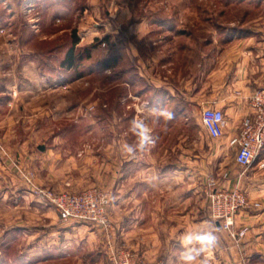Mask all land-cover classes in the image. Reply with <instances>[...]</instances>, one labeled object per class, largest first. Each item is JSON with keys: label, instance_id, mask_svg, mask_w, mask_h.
Returning a JSON list of instances; mask_svg holds the SVG:
<instances>
[{"label": "rangeland", "instance_id": "374dc122", "mask_svg": "<svg viewBox=\"0 0 264 264\" xmlns=\"http://www.w3.org/2000/svg\"><path fill=\"white\" fill-rule=\"evenodd\" d=\"M261 36L264 0H0V264L139 261L118 238L115 205L129 200H119L114 182L91 174L51 189L27 175L23 187L34 197L17 198V180H6L2 167L17 165L24 143L38 153L36 145L56 142L63 159L79 164L101 142L140 145L134 122H142L153 144L149 183L202 202L209 213L208 193L223 176L200 113L231 104L226 79H211L210 67L232 40ZM72 48L76 61L65 69ZM34 188L91 191L106 226L63 221Z\"/></svg>", "mask_w": 264, "mask_h": 264}, {"label": "crops", "instance_id": "0c3cea01", "mask_svg": "<svg viewBox=\"0 0 264 264\" xmlns=\"http://www.w3.org/2000/svg\"><path fill=\"white\" fill-rule=\"evenodd\" d=\"M213 60L210 78L226 79L231 104L227 109H220L230 119L224 123L223 135L219 139H210L204 130L203 133L213 144L209 150L212 152V165L220 167L216 175L223 176L221 186H240L248 195L249 204L236 217L235 227L246 229L245 236L239 241L232 240L222 225L212 221L202 202L190 203L185 194L177 192L171 195L168 187L154 189L149 183L154 176L148 173L151 170L149 160L153 159L152 143L141 147L122 141L101 142L97 144L96 156L86 152L81 159L84 163L79 164L72 157L63 159L62 147L56 142L45 147L36 145L38 153L24 143L18 148L17 165L7 161L8 166L2 167L7 171L4 178L17 180L16 194L22 201L33 196L23 187L27 175L32 176L40 188L51 189L57 182L85 180L91 174L98 182H114V194L119 200H129L128 207L120 206L121 202L119 206L115 205L118 209L119 241L143 264H186L180 259L186 252L196 257L188 264H264V167H261L264 149L248 169L235 162L236 151H229V142L239 136L242 119L251 112L250 97L264 83V36L259 39L236 38ZM132 83L138 84L137 81ZM125 145L133 151H127ZM201 161L194 160L195 163ZM141 162L145 167L139 172ZM86 169L90 171L86 172ZM168 177L169 174L159 175L161 182ZM127 182L129 186L122 188L121 183ZM9 192L6 190L3 194L5 198ZM254 203H259L260 207L254 208ZM209 233L216 238L211 246L198 239Z\"/></svg>", "mask_w": 264, "mask_h": 264}, {"label": "built area", "instance_id": "2783aa9c", "mask_svg": "<svg viewBox=\"0 0 264 264\" xmlns=\"http://www.w3.org/2000/svg\"><path fill=\"white\" fill-rule=\"evenodd\" d=\"M250 114L243 118L240 133L229 142V149H236L235 162L245 169L250 168L260 158L264 149V83L250 97ZM216 117H219L217 120ZM203 129L210 139L223 135L225 113L217 108H204L200 113ZM264 166V163L261 165ZM35 194L49 201L63 221L74 223L91 222L106 226L103 209L91 191L81 193L54 192L33 189ZM210 218L222 225L230 238L239 241L246 229L235 227V218L248 205L247 194L239 187H214L208 193ZM258 207V204L254 205ZM125 264H143L137 259H125ZM131 262V263H130Z\"/></svg>", "mask_w": 264, "mask_h": 264}, {"label": "clouds", "instance_id": "9594fccd", "mask_svg": "<svg viewBox=\"0 0 264 264\" xmlns=\"http://www.w3.org/2000/svg\"><path fill=\"white\" fill-rule=\"evenodd\" d=\"M168 115H169V119H171V114H168ZM216 119L218 120L219 117H216ZM136 127L140 128V130H141L139 133V135H140V146L143 147L146 143L150 142L152 139L151 134H150L151 130L146 125H144L142 122L138 125L135 124V122H134V128H136ZM125 147H126L127 151H129V152L133 151V149L130 146L125 145ZM187 239L190 240L191 237H188ZM198 239L206 242V244L208 246H211L215 242L216 238L209 233L206 236L198 237ZM196 254L199 255V251H197ZM195 258H196L195 256H193L187 252L182 254V256L180 257V259L185 261L186 264H188V262L195 260Z\"/></svg>", "mask_w": 264, "mask_h": 264}, {"label": "trees", "instance_id": "16d2710c", "mask_svg": "<svg viewBox=\"0 0 264 264\" xmlns=\"http://www.w3.org/2000/svg\"><path fill=\"white\" fill-rule=\"evenodd\" d=\"M75 55H74V50L73 48L70 49L66 55V59L65 61L62 63V67H64L65 69H70L73 67V64L74 62L76 61L75 60ZM110 61V60H109ZM109 61H106L104 63V67H107V65H110L109 63L112 62V60L109 62ZM109 62V63H108Z\"/></svg>", "mask_w": 264, "mask_h": 264}]
</instances>
